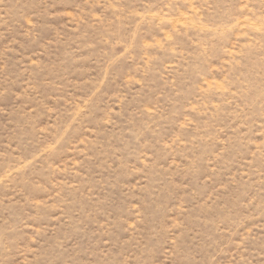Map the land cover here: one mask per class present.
<instances>
[{
  "label": "rangeland",
  "instance_id": "rangeland-1",
  "mask_svg": "<svg viewBox=\"0 0 264 264\" xmlns=\"http://www.w3.org/2000/svg\"><path fill=\"white\" fill-rule=\"evenodd\" d=\"M0 264H264V0H0Z\"/></svg>",
  "mask_w": 264,
  "mask_h": 264
}]
</instances>
